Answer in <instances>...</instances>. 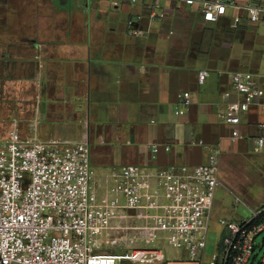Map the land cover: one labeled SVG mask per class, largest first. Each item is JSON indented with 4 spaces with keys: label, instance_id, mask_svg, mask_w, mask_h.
<instances>
[{
    "label": "crops",
    "instance_id": "0c3cea01",
    "mask_svg": "<svg viewBox=\"0 0 264 264\" xmlns=\"http://www.w3.org/2000/svg\"><path fill=\"white\" fill-rule=\"evenodd\" d=\"M236 1L241 7L228 6L217 22L206 23L198 6L174 0H0V66L7 80L22 85L9 133L86 139L90 188L98 195L126 165L151 172L193 167L213 153L221 185H234L233 164H250L248 154L264 164V152L253 151L264 113L252 108L242 114L243 138L234 142L220 118L233 71L264 76L252 67L264 63V51L252 54L256 36L249 32L264 21L249 20L244 6L254 0ZM201 70L208 72L203 84L197 81ZM34 84L38 93L30 95ZM183 91L192 103L177 115ZM243 193L255 206L251 211L264 205V197ZM153 212L141 218L125 210L116 222L143 224ZM164 252L165 264H200L186 249L164 245Z\"/></svg>",
    "mask_w": 264,
    "mask_h": 264
},
{
    "label": "built area",
    "instance_id": "2783aa9c",
    "mask_svg": "<svg viewBox=\"0 0 264 264\" xmlns=\"http://www.w3.org/2000/svg\"><path fill=\"white\" fill-rule=\"evenodd\" d=\"M174 1L198 6L206 23L217 22L228 6L241 7L236 0ZM244 9L250 22L264 21V1L254 0ZM207 74L199 71V84ZM230 81L232 90L222 94L226 109L220 118L230 126L234 142L243 138L242 114L252 108L264 113V76L235 70ZM178 101L175 113L183 115L192 103L191 93L180 92ZM258 128L253 149L259 153L264 150V123ZM218 170L216 153L193 167L173 164L151 172L126 165L111 189L98 195L90 188L94 173L86 139L42 140L14 129L0 142V264H165L164 245L186 249L190 260L202 264L215 191L221 185ZM125 210L141 218L146 210L154 212L143 224L116 222ZM219 223L223 229L210 263L256 264L264 205L248 218L221 217ZM258 264H264V253Z\"/></svg>",
    "mask_w": 264,
    "mask_h": 264
},
{
    "label": "rangeland",
    "instance_id": "374dc122",
    "mask_svg": "<svg viewBox=\"0 0 264 264\" xmlns=\"http://www.w3.org/2000/svg\"><path fill=\"white\" fill-rule=\"evenodd\" d=\"M249 32L256 36L252 54L260 56L261 52L264 51V24L260 27L251 28ZM252 67L264 73V63L259 64L256 61ZM13 83L6 79L4 68L0 66V142L9 135V130L13 127L12 119L18 118L16 116L18 114L16 102L17 94L20 92L22 85H13ZM31 90L30 95H37L38 86L34 84ZM3 131L5 137H2ZM261 152H264V150ZM247 157L250 164L245 163L242 165L237 164V162L233 164L232 178L234 185L223 186L222 184L216 189L203 264H211V257L217 252L223 229L219 219L225 216H235L240 219L251 216V208L255 206L246 204L244 201L246 196L243 192L254 197H264V164L259 161L256 155L250 156L248 154ZM221 172H223L222 169L219 171L220 175ZM104 240L105 237H103ZM263 242L264 231L256 238V245L262 246L261 250L257 249L256 251L258 253L256 264L259 263L260 257L264 253ZM107 248L109 247H105V249Z\"/></svg>",
    "mask_w": 264,
    "mask_h": 264
},
{
    "label": "snow or ice",
    "instance_id": "6c2138e0",
    "mask_svg": "<svg viewBox=\"0 0 264 264\" xmlns=\"http://www.w3.org/2000/svg\"><path fill=\"white\" fill-rule=\"evenodd\" d=\"M221 11H222V9H221ZM209 19H211V16H209Z\"/></svg>",
    "mask_w": 264,
    "mask_h": 264
}]
</instances>
